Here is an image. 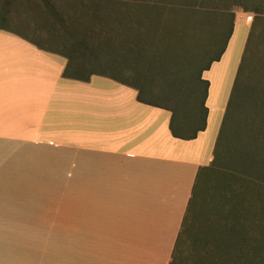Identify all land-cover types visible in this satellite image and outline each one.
<instances>
[{"label": "crops", "instance_id": "crops-1", "mask_svg": "<svg viewBox=\"0 0 264 264\" xmlns=\"http://www.w3.org/2000/svg\"><path fill=\"white\" fill-rule=\"evenodd\" d=\"M231 49L201 72L205 127L184 139L172 112L134 87L65 78L64 56L0 28V264H169L179 241L191 244L194 187L188 230L212 247L228 211L220 180L231 173L215 149L238 67Z\"/></svg>", "mask_w": 264, "mask_h": 264}, {"label": "trees", "instance_id": "trees-1", "mask_svg": "<svg viewBox=\"0 0 264 264\" xmlns=\"http://www.w3.org/2000/svg\"><path fill=\"white\" fill-rule=\"evenodd\" d=\"M39 1L44 5L49 19L52 20L51 25L52 23L58 24L61 33L66 36L64 39H69L67 43L65 40H60L63 44L68 45L67 50L62 52L44 48L37 42L22 36L42 49L64 56L67 63L62 73L63 77L88 81L92 75H102L134 87L138 91V101L164 107L172 112L169 124L171 133L175 137L184 139L194 138L197 132L205 127L207 109L204 106V101L208 82L201 79V72L207 69L213 61H218L226 48L233 32L231 7L238 6L243 11L254 14L248 42L254 37L255 31L264 18L261 17L264 16V0H226L220 5L217 3L218 0H155L152 3L142 0L147 6L146 11H142L139 4L125 3L123 6H125L124 10L126 11L119 12V15L123 14L124 18L116 20L107 18L109 24H103L101 20L105 18V13L102 16L100 9L103 0H76L74 8L69 7L63 1ZM3 2L5 7L4 10L0 11V28L7 29L2 23L6 19V11L12 0H4ZM130 12L131 18L128 17ZM110 21L112 22L110 23ZM210 27L216 32L220 30V33L225 35L224 42L220 50L200 68L197 81L192 83L193 86L201 85L203 89L202 98L196 104L190 103L188 99H184V96L180 100V93L175 94L173 100L175 107L171 108L156 103L146 98L144 89L135 85L133 81H123L114 76L94 72L93 68L84 64L83 57L85 54L91 53L96 59V56H100V52L102 55L104 51L118 57L127 65L144 63L148 59V62L159 60L163 65L167 60L178 61L182 58L180 57V53L183 52L181 50L185 49L182 42L187 38H192L196 42L195 33L199 34L202 29L204 31L211 29ZM56 37H58L57 34L53 36L54 40ZM171 42L174 44H170ZM186 50L187 52L191 51V49ZM73 55H78V59L74 58ZM126 67L131 69L135 66ZM240 69L239 66L230 96L231 99L236 92L235 86L238 82L237 77ZM167 75L172 74L169 72ZM172 85L174 84L172 83ZM248 89L249 87L246 90V95H249ZM182 102H185L192 112H196V116L182 114L179 109ZM225 150L220 152L225 153ZM239 152L241 153L238 154H245L241 155L240 164L233 160L230 161L234 170L230 174L228 183L220 180L224 185L223 190L227 191L226 194L228 195L225 201L228 211L223 217L225 220L224 230H218V233L216 231L215 237L217 236V238L214 239L212 247L202 246L201 240L197 239V233L194 230H188V214L193 215L192 221H194L195 215L194 187L182 230L183 236L191 237V244L180 245L179 241L169 264H264V155L258 154L259 157H257L253 155L255 154L253 150L244 151L242 149ZM220 156L221 159H219ZM217 159L226 165L227 159L218 154L217 149H215V161ZM242 196H246L250 200L245 211L240 204ZM241 217H249L246 224L250 227V235H248L247 225L243 228V224L239 222Z\"/></svg>", "mask_w": 264, "mask_h": 264}, {"label": "rangeland", "instance_id": "rangeland-1", "mask_svg": "<svg viewBox=\"0 0 264 264\" xmlns=\"http://www.w3.org/2000/svg\"><path fill=\"white\" fill-rule=\"evenodd\" d=\"M3 1L0 0V11L4 10L5 7ZM57 1H63L71 8H74L76 2V0ZM144 1L155 2V0ZM225 1L218 0L217 3L220 5ZM125 3L139 4L142 11L147 10V6L142 0L139 2L138 0H103L100 9L102 16L105 13V18L101 22L109 24L107 18L110 20L124 18V15H119V12L126 11L124 10L125 6H123ZM8 7L6 19L3 23L1 22L7 29L26 36L44 48L62 52L67 50L68 45L63 44L60 40H65L67 43L69 39H64L66 36L61 33L58 24L52 23L51 25L52 20L49 19L44 5L39 0H12ZM230 12L233 13V33L228 41L232 45L231 60H237L236 71H238L239 66L241 69L235 86L236 92L232 95V99H229V103L227 102L224 124L217 139V152L223 155L227 162L225 165L217 159L215 164L232 173L234 167L230 161L233 160L240 164L241 155L245 154H238L241 153L239 150H253L255 154H252L257 157H259L258 154L264 155V18L255 31L254 37L248 42L254 14L243 11L238 6H232ZM128 17L131 18V12ZM210 28L204 31L203 29L199 30V34L195 33L196 42L192 38H187L182 42L185 49L179 46L183 52L180 53L182 58L179 57L180 60L178 61L167 60L163 65L159 60L148 62V59L144 63L127 65L118 57L104 51L102 55L100 52V56H96V59L91 53L85 54L83 57L84 64L93 68L94 72L114 76L123 81H133L135 85L144 89L146 98L156 103L171 108L175 107L173 104L175 94L180 93V100L184 96V99L196 104L202 98L203 89L201 85L193 86L192 83L197 81L200 68L220 50L224 42L225 35L221 34L220 30L216 32L212 27ZM55 34L58 37L54 40ZM170 44L173 45L174 43L171 42ZM186 49H191V51L187 52ZM73 57L78 59V55H73ZM132 65L135 67L131 69L126 67ZM169 72L172 75L168 76ZM235 74L237 76V72ZM248 87L249 95H246ZM179 109L182 114L196 116V112H192L185 102H182L181 106L179 105ZM224 149H226L225 153H221Z\"/></svg>", "mask_w": 264, "mask_h": 264}]
</instances>
